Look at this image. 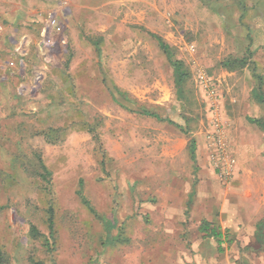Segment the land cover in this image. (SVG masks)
Masks as SVG:
<instances>
[{"label": "rangeland", "instance_id": "obj_1", "mask_svg": "<svg viewBox=\"0 0 264 264\" xmlns=\"http://www.w3.org/2000/svg\"><path fill=\"white\" fill-rule=\"evenodd\" d=\"M150 33L183 63L182 101ZM200 77L221 103L234 161L227 182L208 157L210 99ZM111 86L126 93L125 108ZM138 109L190 132L132 112ZM263 116L264 0H0L4 264H264V130L247 120ZM238 150L249 155L246 163ZM37 155L50 170L48 185ZM80 184L97 216L79 197ZM49 206L55 228L46 246ZM208 216L228 232L225 253L201 238L199 222ZM31 225L41 235L32 236Z\"/></svg>", "mask_w": 264, "mask_h": 264}, {"label": "trees", "instance_id": "obj_2", "mask_svg": "<svg viewBox=\"0 0 264 264\" xmlns=\"http://www.w3.org/2000/svg\"><path fill=\"white\" fill-rule=\"evenodd\" d=\"M150 35L156 40L157 45L159 47V50H161L164 55L166 56V59L168 60L169 64L172 67V71H173V81H174V87H175V91L176 94L178 96V98H180V100L182 101L184 99V94H183V85L187 79V72L185 70V68L183 67V63L181 62V60L176 59L172 48L170 47V45L168 43H166L159 35L154 34V33H150ZM95 49L97 51L98 54H100V48L97 42L94 43ZM235 61L232 60H227L225 61V65H232L234 64ZM244 60H241L240 63H243ZM109 90V93L111 95V98L114 102H116L117 104H119L120 106L124 107V105L121 103V99L123 100H128L127 99V95L126 93L120 91L116 86H111V87H107ZM125 108V107H124ZM135 112L139 115H143L146 117H152L157 121H161V122H167L170 124H173L174 126H176L180 131L184 132V133H188L190 132L189 127L188 126H183L180 124L175 123L174 121H172L171 119H168L167 117H161V115H159L158 113L151 111V110H147V109H138ZM251 122L257 124L259 127H263L264 128V119H249ZM90 133L92 134V137L95 140L96 143V148L98 150V152H100L101 156H104V149H103V145L100 143V137L99 134L94 131L91 127H90ZM45 138L48 142L53 143L56 140V137L53 135H48L45 134ZM188 150L191 156V159L195 162V151H196V141L194 139V137L190 136V140L188 143ZM37 160H38V167H39V175L40 178L43 179V182H45L47 185L49 183V176H50V170L48 169V167L45 165V163L43 162L42 158L40 156L37 155ZM105 162L102 160L101 164L103 165ZM48 187V186H47ZM78 195L81 198L82 202L88 206L89 210L97 216V213L93 207V205L91 204L90 200L85 196V194L83 193V187L79 186L78 189ZM190 195V199H191ZM47 216H46V221H47V230H48V236H44L41 235L40 231L34 226L31 225L30 227V234L34 237L41 235L42 237H44L45 239V244L46 246H49V239H53L54 238V213H53V207L49 206L46 210ZM113 225L109 224V227L105 226L107 231H109L111 229ZM199 232L202 234V238H214V239H218V241L220 240L219 237H221V232L218 231V229L212 225L209 221L203 219L200 221L199 227H198ZM6 261V258L4 256V253L2 252V250L0 249V264H4Z\"/></svg>", "mask_w": 264, "mask_h": 264}, {"label": "built area", "instance_id": "obj_3", "mask_svg": "<svg viewBox=\"0 0 264 264\" xmlns=\"http://www.w3.org/2000/svg\"><path fill=\"white\" fill-rule=\"evenodd\" d=\"M200 78L202 82L201 87L207 98L210 99L209 111L211 112V121L209 129L206 132L208 157L218 178L227 182L233 176L234 161L231 156L224 122L221 118V103L211 85L203 77Z\"/></svg>", "mask_w": 264, "mask_h": 264}, {"label": "crops", "instance_id": "obj_4", "mask_svg": "<svg viewBox=\"0 0 264 264\" xmlns=\"http://www.w3.org/2000/svg\"><path fill=\"white\" fill-rule=\"evenodd\" d=\"M264 117V116H263ZM250 119V117L248 118L247 117V120L248 121H250L249 120ZM232 121H231V128H230V130H229V133H230V136L232 137V138H234V136L236 135V137L234 138V139H237V137H238V134H237V132H236V130L234 131V127H233V129H232ZM238 124L239 125H241V130H244V128H245V123H244V121H243V119H241V120H239L238 121ZM263 130H264V128H263ZM196 141V140H195ZM200 144L201 143H203V141H202V139H200ZM197 143L198 142H196V151H195V162L191 159V156H190V153H189V150H188V147H187V151H188V154H189V157H190V160L192 161V164H193V167H194V169H197L198 168V161H197ZM207 155V154H206ZM237 159H238V161H239V163L241 162V163H246V161H248V157H249V155H248V157H247V155H245L241 150H238V152H237ZM206 159V161L204 162V164L206 165V167H209V169L211 170V172L213 173L214 171H213V169H212V167L209 165V162H208V159L207 158H205ZM194 191H195V189H194V186H192V188H191V191L188 193V197H187V201H186V204H187V210H189V208H191V204L193 203V194H194ZM190 195H192L191 196V199H190ZM203 219H205V220H207V221H209L212 225H214L213 224V222H212V220L209 218V216H208V218L206 219V218H202L201 220H203ZM262 219H264V218H262ZM200 220V221H201ZM199 224H200V222H199ZM258 224V223H257ZM256 225V224H255ZM217 229H218V231H220L221 232V237H219L220 238V240L218 241V239H214V238H203V239H209L208 241V243L209 244H212L214 247H215V250H217L218 252H220V253H225L226 252V250H227V246L228 245H230V243H231V241L227 238L229 235H228V232L227 231H224L223 229H221V228H219L217 225H214ZM257 232V228L255 227V229H254V235H255V233ZM201 236H202V234H201ZM202 238V237H201ZM260 240L261 239H257V244H258V246H259V242H260ZM213 242V243H212ZM263 243H264V240H263Z\"/></svg>", "mask_w": 264, "mask_h": 264}]
</instances>
